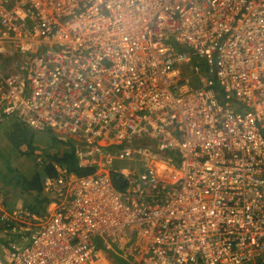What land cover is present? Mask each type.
Instances as JSON below:
<instances>
[{
  "label": "built area",
  "instance_id": "obj_1",
  "mask_svg": "<svg viewBox=\"0 0 264 264\" xmlns=\"http://www.w3.org/2000/svg\"><path fill=\"white\" fill-rule=\"evenodd\" d=\"M9 118L93 172L0 181V264H264V0H0Z\"/></svg>",
  "mask_w": 264,
  "mask_h": 264
},
{
  "label": "rangeland",
  "instance_id": "obj_2",
  "mask_svg": "<svg viewBox=\"0 0 264 264\" xmlns=\"http://www.w3.org/2000/svg\"><path fill=\"white\" fill-rule=\"evenodd\" d=\"M16 123L18 121L11 118L0 121V136L6 142V146L0 147V181L12 195L10 206L21 199L22 203L33 207L36 203L35 195L23 192L26 187L18 182L19 178H32L36 173L41 172L43 167L37 162L38 156L49 158L70 150L71 146L67 143L72 140L51 130H37L22 123L21 126L19 125L22 128L20 131V128L15 126ZM71 145L74 146V143L72 142ZM127 165L134 167L132 164ZM139 167L141 170L142 166ZM109 252L103 249L100 253L106 262L123 264Z\"/></svg>",
  "mask_w": 264,
  "mask_h": 264
},
{
  "label": "trees",
  "instance_id": "obj_3",
  "mask_svg": "<svg viewBox=\"0 0 264 264\" xmlns=\"http://www.w3.org/2000/svg\"><path fill=\"white\" fill-rule=\"evenodd\" d=\"M19 125L21 126L22 124L18 122L16 123L15 126L18 129L20 128V131H22V128ZM71 144L72 142L67 143V145L71 146L70 150H67V151L65 150L63 153H59L57 155L50 157V159L54 160L60 165L68 166L70 169L82 175L93 172V169L84 168V167L79 166L77 158H76L75 148ZM45 168L46 169L43 168L41 172L37 173L32 178H25V177L19 178L18 177L19 178L18 182L22 183L23 186L26 187L24 188L25 191L31 195L32 194L35 195L36 203L34 204L33 208H36L39 210L43 209L46 206V202H47V198L43 196L42 176L43 174H55V168L53 167V165L48 164L46 165ZM113 179H114L115 184L120 189H123V187L125 186L124 177L121 174L114 173ZM111 255H113L114 258H116L121 263L129 264L127 261L123 260L115 253Z\"/></svg>",
  "mask_w": 264,
  "mask_h": 264
},
{
  "label": "crops",
  "instance_id": "obj_4",
  "mask_svg": "<svg viewBox=\"0 0 264 264\" xmlns=\"http://www.w3.org/2000/svg\"><path fill=\"white\" fill-rule=\"evenodd\" d=\"M4 140V138H1V136H0V147H3V146H6V142L5 141H3ZM49 160L51 161V162H55L54 160H51L50 159V157H49ZM53 163H50V165H52ZM46 165H48V164H46ZM46 165H44V166H42L44 169H46L45 167H46ZM54 167V166H53ZM37 174V173H36ZM44 175V174H43ZM11 195V194H10ZM11 200H12V195L10 196V202H11ZM16 204H19V205H21L22 204V201H21V199H19L18 201H17V203ZM24 204V203H23ZM110 254H114L113 252H109ZM113 256V255H112ZM103 264H107V263H110L111 264V261H108V262H106V260H104L103 258H102V261H101Z\"/></svg>",
  "mask_w": 264,
  "mask_h": 264
},
{
  "label": "bare ground",
  "instance_id": "obj_5",
  "mask_svg": "<svg viewBox=\"0 0 264 264\" xmlns=\"http://www.w3.org/2000/svg\"><path fill=\"white\" fill-rule=\"evenodd\" d=\"M107 264H109V263H107Z\"/></svg>",
  "mask_w": 264,
  "mask_h": 264
}]
</instances>
